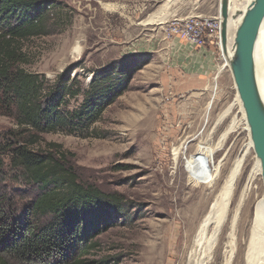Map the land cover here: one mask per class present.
<instances>
[{
    "label": "rangeland",
    "instance_id": "obj_1",
    "mask_svg": "<svg viewBox=\"0 0 264 264\" xmlns=\"http://www.w3.org/2000/svg\"><path fill=\"white\" fill-rule=\"evenodd\" d=\"M47 1L43 31L19 38L27 60L22 67L50 83L71 69L74 89L81 90L88 88L93 72H106L120 88L97 120L39 135L33 145L58 146L81 182L118 199L119 211L109 212L78 264H186L194 237L191 214L201 218L207 211L248 136L239 125L221 140L232 118L241 115L221 49L196 48L173 38L168 25L190 15L219 16V0ZM68 99L64 108L78 111L82 96ZM13 126L11 118L0 116V137ZM219 142L213 158L203 156L205 171L193 176L187 160L200 157L201 145L215 148ZM255 161L252 149L235 183L230 210ZM262 197L259 173L236 219L231 264H246L253 212ZM228 234L226 223L206 264H223Z\"/></svg>",
    "mask_w": 264,
    "mask_h": 264
},
{
    "label": "trees",
    "instance_id": "obj_2",
    "mask_svg": "<svg viewBox=\"0 0 264 264\" xmlns=\"http://www.w3.org/2000/svg\"><path fill=\"white\" fill-rule=\"evenodd\" d=\"M47 2L0 0V116L14 124L0 137V264H78L109 212L119 211L116 197L78 179L58 146L33 148L39 135L97 120L120 93L106 72H93L81 90L71 69L50 83L22 67L19 38L43 31ZM77 95L80 109H65Z\"/></svg>",
    "mask_w": 264,
    "mask_h": 264
},
{
    "label": "bare ground",
    "instance_id": "obj_3",
    "mask_svg": "<svg viewBox=\"0 0 264 264\" xmlns=\"http://www.w3.org/2000/svg\"><path fill=\"white\" fill-rule=\"evenodd\" d=\"M250 0H246L242 3V0H231V14H235L238 11H243L246 4ZM233 4V6H232ZM240 20V16H237L236 19L230 20L228 25V44L227 49L224 52L226 57L225 64L228 66L227 61L231 55L230 46L233 40V34L235 28ZM264 20L261 24L259 34L255 43L254 57H255V67H256V79L262 100L264 101ZM238 106V109L241 113L240 119L232 118L230 125L225 129L221 140L223 141L228 133L234 131V129L239 125H244L243 129L247 131L248 142L245 144L244 149L241 154L235 159L232 168L224 179L220 189L213 196L207 211L200 218L199 215L195 214L194 211L191 214V221L189 222V231H194V237L191 244V253L187 259L186 264H206L210 261L211 255L215 250V247L218 245V241L222 230L227 223L229 225V236L227 241L223 244V264H231L232 258L235 250V241L233 237V232L235 229L236 219L239 214V210L242 202L244 201L246 194L249 190L250 183L253 182V179L256 175L260 173L259 162L256 159L253 166L252 172L248 175L246 179V184L243 187L242 194L239 197V200L235 204V207L230 210L231 197L233 194L234 186L237 181L238 176L241 173L242 165L245 160L247 153L252 150L251 141L249 138L248 127L244 118V113L241 108V103L238 99L237 94H235V102ZM230 112V107L225 111L221 116L222 118L228 116ZM221 145L219 142L217 147L212 148L210 146L201 145V155L192 156L187 160L186 166L189 169V172L193 176L199 177V164L202 163L203 156H210L213 158L215 150L218 146ZM175 155L177 152L175 150ZM206 158V157H205ZM219 163L214 167L215 173L212 176H216L217 169L219 168ZM195 171L196 173H194ZM204 172V171H203ZM201 176V175H200ZM212 183V179H210ZM261 254V255H260ZM246 264H264V201L263 197L258 200L254 208L253 217L251 221V235L248 242V249L245 255Z\"/></svg>",
    "mask_w": 264,
    "mask_h": 264
},
{
    "label": "water",
    "instance_id": "obj_4",
    "mask_svg": "<svg viewBox=\"0 0 264 264\" xmlns=\"http://www.w3.org/2000/svg\"><path fill=\"white\" fill-rule=\"evenodd\" d=\"M231 0H219L220 49L224 52L228 44L230 20L240 16L230 46L231 55L227 64L236 94L241 103L252 149L260 166L264 201V101L256 79L255 43L264 20V0H250L243 11L231 14Z\"/></svg>",
    "mask_w": 264,
    "mask_h": 264
},
{
    "label": "built area",
    "instance_id": "obj_5",
    "mask_svg": "<svg viewBox=\"0 0 264 264\" xmlns=\"http://www.w3.org/2000/svg\"><path fill=\"white\" fill-rule=\"evenodd\" d=\"M168 35L191 46L203 48L206 45L220 49V18L219 16L190 15L174 18L168 25ZM200 173L205 171L203 164H199Z\"/></svg>",
    "mask_w": 264,
    "mask_h": 264
}]
</instances>
